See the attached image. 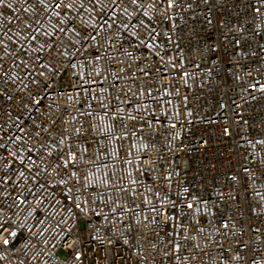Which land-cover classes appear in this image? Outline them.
<instances>
[{
    "label": "built area",
    "instance_id": "1",
    "mask_svg": "<svg viewBox=\"0 0 264 264\" xmlns=\"http://www.w3.org/2000/svg\"><path fill=\"white\" fill-rule=\"evenodd\" d=\"M0 264H264V0H0Z\"/></svg>",
    "mask_w": 264,
    "mask_h": 264
}]
</instances>
